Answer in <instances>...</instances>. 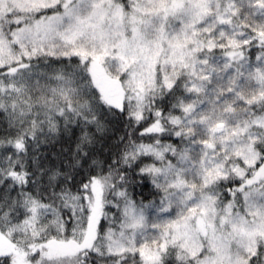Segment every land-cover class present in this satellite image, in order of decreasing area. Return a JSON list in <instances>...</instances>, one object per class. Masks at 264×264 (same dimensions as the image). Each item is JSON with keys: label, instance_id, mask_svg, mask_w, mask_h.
I'll return each mask as SVG.
<instances>
[{"label": "snow or ice", "instance_id": "snow-or-ice-1", "mask_svg": "<svg viewBox=\"0 0 264 264\" xmlns=\"http://www.w3.org/2000/svg\"><path fill=\"white\" fill-rule=\"evenodd\" d=\"M0 264H264V0H0Z\"/></svg>", "mask_w": 264, "mask_h": 264}]
</instances>
